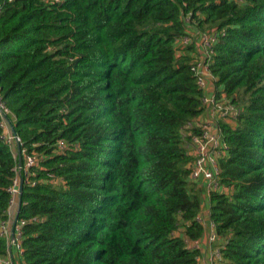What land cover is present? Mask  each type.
Masks as SVG:
<instances>
[{"label": "trees", "instance_id": "16d2710c", "mask_svg": "<svg viewBox=\"0 0 264 264\" xmlns=\"http://www.w3.org/2000/svg\"><path fill=\"white\" fill-rule=\"evenodd\" d=\"M203 34L216 36L206 89L239 110L218 124L219 264H264V0H0V92L38 159L20 195L21 264L199 263ZM3 134L0 117V225L19 164Z\"/></svg>", "mask_w": 264, "mask_h": 264}, {"label": "built area", "instance_id": "2783aa9c", "mask_svg": "<svg viewBox=\"0 0 264 264\" xmlns=\"http://www.w3.org/2000/svg\"><path fill=\"white\" fill-rule=\"evenodd\" d=\"M50 4H59L61 0H47ZM198 48H203L204 54L201 62H198L193 68L196 73L198 85L201 89H206L207 81L213 79L209 72L207 59L210 57L211 47L216 41V36L203 34L198 36ZM184 43H190V39L185 38ZM205 107L210 111L212 117L227 118L235 120L239 115V110L235 108L226 97L218 99L216 96H211L203 99ZM0 117L2 118V128L4 134L1 139L11 145H18L22 148L20 138L14 133L11 121L14 120L12 112L5 105L1 92H0ZM216 120H212L202 127L201 135L193 138L194 148V165L191 174V180L196 183H203L207 195L210 197L212 193L221 191L220 184V166L219 160L227 153V144L223 140L222 131L218 126ZM60 148H64V142L59 143ZM22 162L18 164L17 176L14 179L12 187L9 189L11 195V207L15 204L16 200L21 195V189L24 186H35L36 182H31V177L35 176L33 169L38 165L36 156L28 154L25 149L20 150ZM50 177H53L50 175ZM36 221V219H34ZM199 221L203 223L202 218L199 216ZM26 225L25 221H15L14 227L11 228V219L1 222L0 225V238L5 240L8 246V255L5 258L0 257V264H15V258L20 260L23 258L22 241L24 237L23 228ZM211 233L207 237V243L210 253L207 259L198 264H219L223 260V246L224 242L219 238L216 232V227L211 224ZM189 247L199 250L201 242L189 243Z\"/></svg>", "mask_w": 264, "mask_h": 264}, {"label": "crops", "instance_id": "0c3cea01", "mask_svg": "<svg viewBox=\"0 0 264 264\" xmlns=\"http://www.w3.org/2000/svg\"><path fill=\"white\" fill-rule=\"evenodd\" d=\"M214 92H215L214 86L210 85L206 89L205 94L208 95V96H211V95L214 94ZM213 119L216 120V121L220 120L219 117H216V118L212 117L210 111H207L206 113H204L198 119V122L201 124V123H205V122H208V121H212ZM227 122H229V121H227ZM230 124L232 126L234 125V124H232V122ZM14 148H15L16 153H18L19 147L15 144ZM196 186L203 193V205H202V212L200 213V217L203 220V224H204L205 230H206L204 238L200 241L201 242V247L199 249L200 256H199L198 262L201 263V262H204L207 259L208 255L210 253V249H209V246H208V243H207V237L212 231V229H211L212 221H211V218H210V201H209L210 198L207 195L206 189H205V187H204L202 182L201 183H196ZM19 200H20V197L16 200L15 204L11 207L10 212H9L10 213V219H11V228L14 227V223L17 220V216H18V213H19V210H20L19 209ZM15 264H20V261H19L18 257L15 258Z\"/></svg>", "mask_w": 264, "mask_h": 264}, {"label": "water", "instance_id": "95a60500", "mask_svg": "<svg viewBox=\"0 0 264 264\" xmlns=\"http://www.w3.org/2000/svg\"><path fill=\"white\" fill-rule=\"evenodd\" d=\"M21 162H22V158H21V152H20V149H19V164H21ZM22 193H23V189H21V195H22ZM20 208H21V198L19 200V209Z\"/></svg>", "mask_w": 264, "mask_h": 264}, {"label": "rangeland", "instance_id": "374dc122", "mask_svg": "<svg viewBox=\"0 0 264 264\" xmlns=\"http://www.w3.org/2000/svg\"><path fill=\"white\" fill-rule=\"evenodd\" d=\"M216 118V117H215ZM220 119V118H219ZM220 121V120H219ZM219 121H216L217 123H219ZM208 122H210V121H208ZM208 122H205V123H202L201 125H204V124H206L207 125V123ZM234 123V122H233ZM193 153V152H192ZM200 252V251H199ZM200 256V255H199ZM204 263V262H203Z\"/></svg>", "mask_w": 264, "mask_h": 264}]
</instances>
